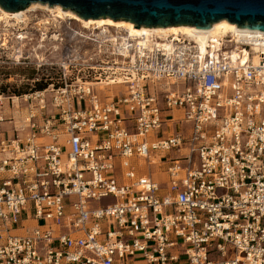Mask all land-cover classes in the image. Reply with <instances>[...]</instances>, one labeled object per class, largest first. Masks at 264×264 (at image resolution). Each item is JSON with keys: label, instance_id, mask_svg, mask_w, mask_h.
Instances as JSON below:
<instances>
[{"label": "built area", "instance_id": "2783aa9c", "mask_svg": "<svg viewBox=\"0 0 264 264\" xmlns=\"http://www.w3.org/2000/svg\"><path fill=\"white\" fill-rule=\"evenodd\" d=\"M98 33L44 90H0L27 105L0 137V264H264V51ZM157 156L163 186L134 165Z\"/></svg>", "mask_w": 264, "mask_h": 264}, {"label": "rangeland", "instance_id": "374dc122", "mask_svg": "<svg viewBox=\"0 0 264 264\" xmlns=\"http://www.w3.org/2000/svg\"><path fill=\"white\" fill-rule=\"evenodd\" d=\"M31 11L26 14L29 19L27 26L8 27L0 21V90L5 95L21 96L34 91L33 89L38 83L43 84L46 81L55 83L59 78L61 65L66 64L71 59L82 62L95 50L96 47L93 43L86 40L88 36L91 37L98 31L97 38L107 37L111 34V30H116L109 29L102 36L100 30L83 28L75 21L67 20L52 23L46 28L40 27L37 29L35 24L49 17L44 10L34 9ZM12 23L10 22V24ZM75 33L76 37H74ZM4 39H6V42H4ZM78 71L81 75L83 69L78 68ZM66 73L70 75L71 80L77 77L76 71L68 70ZM96 90L100 96L103 94L114 96L124 91V86L102 85L96 86ZM26 107V103L20 99L12 105L7 101L3 103L0 116L11 119V121L0 124V137H13L12 129L20 127L21 118L25 114ZM187 127V125H182L177 129L179 128L185 133ZM27 132L25 131L19 136H25ZM141 163L143 173L147 172L146 162ZM150 171H152V175L156 180H164V177L157 173V167H152ZM41 224L42 222L38 223V225ZM44 224H47V222H44ZM35 226L36 223L29 222L25 224V229L30 231Z\"/></svg>", "mask_w": 264, "mask_h": 264}, {"label": "water", "instance_id": "95a60500", "mask_svg": "<svg viewBox=\"0 0 264 264\" xmlns=\"http://www.w3.org/2000/svg\"><path fill=\"white\" fill-rule=\"evenodd\" d=\"M31 3L59 5L83 20L110 18L136 27L209 29L225 19L238 29L264 33V0H0V8L12 13Z\"/></svg>", "mask_w": 264, "mask_h": 264}, {"label": "bare ground", "instance_id": "6f19581e", "mask_svg": "<svg viewBox=\"0 0 264 264\" xmlns=\"http://www.w3.org/2000/svg\"><path fill=\"white\" fill-rule=\"evenodd\" d=\"M34 9L44 10L49 17L47 19L38 21L35 24V27L37 29L40 27L46 28V26H50L52 25V23H58L59 21H75L83 28L100 30L102 36L103 33L108 31L109 29H116L118 32H124L128 38L137 40L140 45L143 46L151 38L162 40H176L181 37L192 40L197 45V48L199 49L201 55H204L207 49L211 46L213 49H218L221 41L229 37L232 38V41H235V46L230 51L229 57L231 58V60L237 61L239 63H245L246 61H248L249 53L246 49L240 48L238 44H249L252 45V49L254 51H264V33L247 29H238L235 24L229 23L225 19L213 23L209 29H197L193 26H172L165 28H151L143 26L136 27L130 22L122 20L113 21L110 18L83 20L79 18L75 13L71 12L70 10H65L59 5L49 7V5L42 3H31L27 8L12 13L4 11L2 8H0V21H2L8 27H17L18 25L27 26L29 19L27 18L26 14ZM10 22L13 23L10 24ZM101 38H105V36ZM4 42H6V39H4ZM166 46L167 48L169 47L168 45ZM252 60L254 63H256L257 59L255 55L252 56Z\"/></svg>", "mask_w": 264, "mask_h": 264}, {"label": "crops", "instance_id": "0c3cea01", "mask_svg": "<svg viewBox=\"0 0 264 264\" xmlns=\"http://www.w3.org/2000/svg\"><path fill=\"white\" fill-rule=\"evenodd\" d=\"M158 157H159V156L154 157V158H151V159H149V160L146 161V165H147V167H148V171L145 172V173H143V170H142V168H141V164H142L141 162H144L143 160L135 159V160H134V165L137 167V169H138V173H139L140 175H143V176H150L152 179H154L155 181L161 183V185L163 186V183H164V181H165V175H164V174L161 172V170L158 168V164H157V163H159V158H158ZM168 157H169V155H168ZM147 163H149V165H148ZM152 167H157V173H159L160 176H163V177H164V180H163V181H159V180H156V179L154 178V175H152V171H150V170L152 169Z\"/></svg>", "mask_w": 264, "mask_h": 264}, {"label": "trees", "instance_id": "16d2710c", "mask_svg": "<svg viewBox=\"0 0 264 264\" xmlns=\"http://www.w3.org/2000/svg\"><path fill=\"white\" fill-rule=\"evenodd\" d=\"M54 82H51V81H46L44 82L43 84L41 83H38L36 85V87L33 89L34 91H40V90H44L45 88H47L48 85L52 84ZM3 91V90H2Z\"/></svg>", "mask_w": 264, "mask_h": 264}]
</instances>
